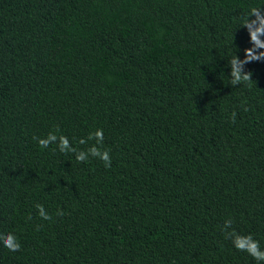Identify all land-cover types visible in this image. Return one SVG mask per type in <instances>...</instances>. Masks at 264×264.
<instances>
[{"label": "trees", "instance_id": "obj_1", "mask_svg": "<svg viewBox=\"0 0 264 264\" xmlns=\"http://www.w3.org/2000/svg\"><path fill=\"white\" fill-rule=\"evenodd\" d=\"M252 7L0 0V264H257L222 231L264 249V60L229 65Z\"/></svg>", "mask_w": 264, "mask_h": 264}, {"label": "clouds", "instance_id": "obj_2", "mask_svg": "<svg viewBox=\"0 0 264 264\" xmlns=\"http://www.w3.org/2000/svg\"><path fill=\"white\" fill-rule=\"evenodd\" d=\"M241 26L247 28L251 46L244 48L243 59H239L236 54H234L229 60V65L231 67L230 84L233 86L252 80L251 71H243L245 64L264 60V39H261V37H264V7L250 8ZM232 119H235V113L232 114ZM94 135L97 141L101 143V147H91L88 151L93 157H99L100 160L104 162L105 167H110L111 157L109 151L104 149L102 145L104 140L103 130L96 129ZM33 139L37 141L41 148H47L50 144L58 140L59 151H75V149L69 147L68 138L66 136H57L54 132L48 133L46 137H33ZM83 142V139H81L80 143ZM75 158L80 162L88 160L83 151L78 152ZM36 207L38 214L42 219H52L51 215L45 211L42 205L37 204ZM57 215H63V212L58 211ZM222 231H224L227 238L231 239L233 246L237 250L250 255L255 261H257V264H264V249L261 248L259 241L253 238L251 234L242 235L237 233L232 228L231 219L224 222ZM0 243L10 251H18L20 249V243L12 233L0 234Z\"/></svg>", "mask_w": 264, "mask_h": 264}]
</instances>
